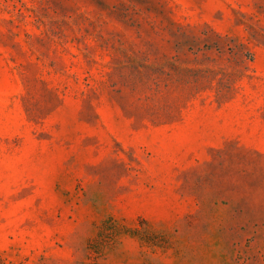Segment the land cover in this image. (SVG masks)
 <instances>
[{"label":"rangeland","instance_id":"1","mask_svg":"<svg viewBox=\"0 0 264 264\" xmlns=\"http://www.w3.org/2000/svg\"><path fill=\"white\" fill-rule=\"evenodd\" d=\"M0 264H264V0H0Z\"/></svg>","mask_w":264,"mask_h":264}]
</instances>
